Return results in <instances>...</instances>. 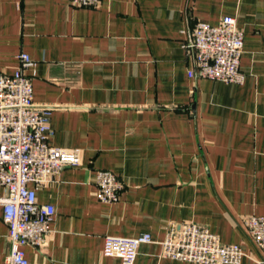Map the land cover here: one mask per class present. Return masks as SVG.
<instances>
[{"label": "crops", "instance_id": "obj_1", "mask_svg": "<svg viewBox=\"0 0 264 264\" xmlns=\"http://www.w3.org/2000/svg\"><path fill=\"white\" fill-rule=\"evenodd\" d=\"M226 16L245 36L242 85L189 76L195 25ZM22 53L36 63L34 102L53 109L49 144L82 150L38 191L56 214L48 246L24 248L29 264H123L103 255L105 238L145 233L134 264H194L160 254L183 222L263 264L244 221L264 217V0H0V73ZM99 171L123 184L117 202L99 201ZM8 231L0 206V264Z\"/></svg>", "mask_w": 264, "mask_h": 264}, {"label": "built area", "instance_id": "obj_2", "mask_svg": "<svg viewBox=\"0 0 264 264\" xmlns=\"http://www.w3.org/2000/svg\"><path fill=\"white\" fill-rule=\"evenodd\" d=\"M101 0H69L71 5L95 8ZM245 36L234 17L226 16L219 25L198 22L192 40L185 45L198 75L225 84L242 85L241 70ZM21 66L14 74L0 73V206L8 226L7 264H29L24 248L48 246L47 236L56 214L51 204L38 202V191L69 167H79L82 150L58 148L49 144L53 134L51 107L34 102L32 76L36 63L22 53ZM97 196L102 203H115L124 189L118 177L109 171L96 175ZM245 232L264 254V217L251 216L244 221ZM153 243L149 233L136 238L106 237L105 257L134 264L142 245ZM161 257L194 264H240L246 257L238 244H224L209 227L196 222L172 224L160 243ZM264 264V261H263Z\"/></svg>", "mask_w": 264, "mask_h": 264}]
</instances>
